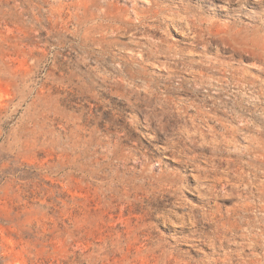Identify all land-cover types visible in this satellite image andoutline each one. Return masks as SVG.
I'll return each instance as SVG.
<instances>
[{
	"label": "rangeland",
	"instance_id": "374dc122",
	"mask_svg": "<svg viewBox=\"0 0 264 264\" xmlns=\"http://www.w3.org/2000/svg\"><path fill=\"white\" fill-rule=\"evenodd\" d=\"M0 264H264V0H0Z\"/></svg>",
	"mask_w": 264,
	"mask_h": 264
}]
</instances>
